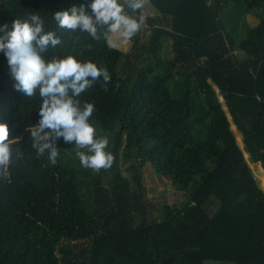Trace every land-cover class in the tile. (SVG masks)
I'll return each mask as SVG.
<instances>
[{
    "label": "trees",
    "instance_id": "trees-1",
    "mask_svg": "<svg viewBox=\"0 0 264 264\" xmlns=\"http://www.w3.org/2000/svg\"><path fill=\"white\" fill-rule=\"evenodd\" d=\"M148 1L159 14L145 17L149 33L130 39L131 52L59 29L55 12L91 0H3L0 29L39 13L62 41L41 53L46 62L72 54L106 68L108 90L96 82L80 99L94 105L89 121L113 163L121 149L149 163L184 201L164 203L157 219L136 174L133 184L112 165L86 169L62 137L56 165L38 156L27 129L40 119L39 89L18 91L0 51V120L23 153L0 179V264H264V186L250 168L264 167V0ZM142 9L125 11L138 19ZM164 39L172 57L160 55Z\"/></svg>",
    "mask_w": 264,
    "mask_h": 264
},
{
    "label": "clouds",
    "instance_id": "clouds-1",
    "mask_svg": "<svg viewBox=\"0 0 264 264\" xmlns=\"http://www.w3.org/2000/svg\"><path fill=\"white\" fill-rule=\"evenodd\" d=\"M144 4L145 0H91L87 6L73 5L57 11L53 19L61 30L79 29L93 40L103 37L111 49L116 47L113 36L130 40L145 22L143 16L134 18L125 8L136 13ZM86 7L91 9L90 13ZM7 29V25L0 29L4 32L0 36V51L7 57L17 90L33 97L39 89L42 98L40 119L27 129L31 147L40 157L47 153L49 163L54 166L59 156L56 142L62 137L65 143L74 142L75 155L84 168L95 172L110 168L114 158L106 151L108 138L103 133L98 136L89 121L94 105L80 99L96 82L102 81L101 87L108 90L111 82L108 70L72 54L63 58L53 56L46 62L41 53L62 41L56 32L45 31V21L39 13L18 18L12 29ZM18 143V137H11L8 123L0 120V179L4 181L10 180L12 168L23 159L22 151L14 147Z\"/></svg>",
    "mask_w": 264,
    "mask_h": 264
},
{
    "label": "rangeland",
    "instance_id": "rangeland-1",
    "mask_svg": "<svg viewBox=\"0 0 264 264\" xmlns=\"http://www.w3.org/2000/svg\"><path fill=\"white\" fill-rule=\"evenodd\" d=\"M2 1L3 0H0V3ZM158 12H159L158 9L151 2H149L148 0H145L144 7L141 11V16H143L145 18L146 16L159 14ZM246 20L250 24H255L257 21L259 22V20H257V18L253 15H247ZM149 30H150V28L148 27V25L143 24L141 26V29H140V39H144L147 36V34L149 33ZM113 39L116 42V47L122 49L124 52H131L134 50L132 40H125V39L120 38L118 36H113ZM236 52L238 53L239 57H241V58L245 57V55L243 53H241L240 51H236ZM160 55L163 57H165V56L172 57L173 56L171 54V41L170 40H168V39L163 40V47H162ZM209 81L212 83L211 79ZM217 95L221 101L223 108H225L226 112L229 114V111H228V108L225 104L223 96L218 89H217ZM192 98H193L194 107H196L197 106V95H194ZM200 114H201V112H199V110L195 109L194 116H200ZM234 125H235L236 129H233L232 124H231V127L234 131V134H235L236 131H239V130H238L235 123H234ZM119 129H120V127L117 128V130H119ZM241 135L243 136L242 133H241ZM235 137H236V135H235ZM125 144H126V135L124 134V145ZM239 144L241 146L244 145L243 138H242L241 142L239 140ZM244 155H245L246 160H247L249 157L248 152L246 151V154L244 153ZM140 162H141V159L135 158L134 156H132V157L130 156L128 159H126L124 157V152L121 149V151L119 153L118 160L112 164V167L113 168H120V170L122 171V174L124 176L128 177L133 184H135V179L133 177L134 174H136L139 177L140 183L144 187V191L146 192V196H147L148 200L151 203L159 206L158 209H155L152 211V215L154 217H156L157 219H160L162 217L161 208H162L163 204L168 203V204H173V205H179L181 202L184 201L185 196H186V192L181 187H176V186L172 185L171 182L167 178L159 177L155 173V171L153 170L152 166L149 163H146L140 167V165H139ZM133 166L135 169H133ZM260 166L261 167L259 168L258 166L252 164L250 166V168L252 169V172H253L254 176L256 177L258 183L260 182L259 184L264 186V183H263L264 175L262 173L263 172L262 169L264 170V167H263L261 162H260ZM73 243L74 242H72L71 244L73 245ZM85 243H86V241L82 242L81 244H85ZM75 251H78V250H75ZM77 264H79V263H77Z\"/></svg>",
    "mask_w": 264,
    "mask_h": 264
},
{
    "label": "water",
    "instance_id": "water-1",
    "mask_svg": "<svg viewBox=\"0 0 264 264\" xmlns=\"http://www.w3.org/2000/svg\"><path fill=\"white\" fill-rule=\"evenodd\" d=\"M241 147V146H240ZM242 148V147H241ZM248 163V162H247Z\"/></svg>",
    "mask_w": 264,
    "mask_h": 264
}]
</instances>
